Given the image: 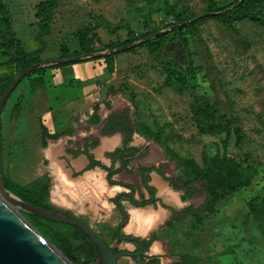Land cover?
Listing matches in <instances>:
<instances>
[{
	"label": "rangeland",
	"instance_id": "rangeland-1",
	"mask_svg": "<svg viewBox=\"0 0 264 264\" xmlns=\"http://www.w3.org/2000/svg\"><path fill=\"white\" fill-rule=\"evenodd\" d=\"M2 1L12 30L39 63L93 58L58 68L47 67L58 65L53 63L40 66L21 79L4 103L0 121L6 189L18 196L13 186L17 184L59 212H82L73 200L78 194L54 191L58 189L48 159L50 137L36 110L54 99L65 101L82 93L92 65L95 76L88 96L100 101L93 111H98L99 103L109 107L114 102L122 113L119 118L160 143L178 165L174 186L180 192L187 185L197 187L200 207L208 199L203 174L217 153L227 151L259 171L246 189L232 193L219 189L206 213L170 221L165 227L170 254L165 257H149L145 253L149 245L139 254V243L122 239L121 235L138 237L124 225L126 215L118 227L109 221L95 222L94 228L115 250L133 253L121 256L118 264H264V5H245L233 18L194 22L134 49L115 52L136 37L168 30L176 21L168 13L171 6L189 18L236 0H59L43 45L35 38V6L43 0ZM22 70L5 18L0 17L1 96ZM208 107L216 111V122L229 136L227 131L200 133L197 125L203 115L208 116ZM236 129L243 134L238 142ZM15 204L30 225L74 264H99L90 244L72 225L47 220ZM82 214L79 217L88 221L92 216L89 211ZM223 222H230L224 233Z\"/></svg>",
	"mask_w": 264,
	"mask_h": 264
},
{
	"label": "crops",
	"instance_id": "crops-1",
	"mask_svg": "<svg viewBox=\"0 0 264 264\" xmlns=\"http://www.w3.org/2000/svg\"><path fill=\"white\" fill-rule=\"evenodd\" d=\"M89 72L88 85L83 81L86 87L74 99H54L36 110L50 137L48 159L58 189L54 191L78 194L73 200L82 212L74 214L89 211L90 220H83L93 227L95 222L108 221L118 227L126 215L124 225L143 240L133 238L149 242L148 251L144 249L149 257L168 256L166 225L207 212L205 204L198 205L199 189L190 185L185 192L176 189V161L168 158L160 143L135 132L125 118H119L122 113L114 102L110 108L99 103L98 111H93L100 101L88 96L95 76L92 65ZM229 223L220 225L221 232Z\"/></svg>",
	"mask_w": 264,
	"mask_h": 264
},
{
	"label": "trees",
	"instance_id": "trees-1",
	"mask_svg": "<svg viewBox=\"0 0 264 264\" xmlns=\"http://www.w3.org/2000/svg\"><path fill=\"white\" fill-rule=\"evenodd\" d=\"M58 1L59 0H43L35 6L36 18H37L36 25L38 26L35 38L39 42V44L43 45L44 38L49 36L51 33V24L53 22V10L57 7ZM245 5L261 6V5H264V0H236L228 4L227 6L218 7V8H210L201 14H198L196 16L189 17V18L183 17L182 14H179L176 12V9L174 6H171L168 8V13L173 14L176 18V21L173 24L169 25V27H172L174 25L188 21L190 19H193L194 17H198L195 23L198 21H203V20L210 19L216 16L233 18L239 12L240 7L245 6ZM6 15H7V9L3 1L0 0V17L5 18V23L7 24L9 35L12 38V41L15 43L17 55L19 56V59L21 60V63H22V68L25 69L31 65L39 63L40 60L38 59L37 55H35L32 52H27L24 49V47L22 46L21 39L16 35L14 30H12L10 19L7 18ZM188 25L178 27L174 29V31H177V30L181 31L187 28ZM158 31H162V29H157L153 33H148L143 36L136 37L135 39L122 43L121 45L125 46L131 43L140 41L146 38L147 36L154 34ZM168 33H165V34H168ZM162 36H164V34L159 35V36H153L152 39H150L149 41L141 45L147 44L155 39H159ZM182 44L185 47V44L184 43ZM174 54L175 53L173 52L170 55V57H174ZM92 59L93 58L91 57H86L76 62H85V61L92 60ZM70 63H61L58 65H47V67L58 68L64 65H68ZM43 85L45 84L42 83V86ZM0 97H1V93H0ZM208 108H209L208 116L203 115V120H199L198 125H197L200 133L204 135H217V134H221L224 131H227L221 123L216 122L218 119L216 111L212 107H208ZM207 119H211V120L207 122L206 121ZM227 133H228L227 135L229 136L230 132L227 131ZM235 133L237 136V142L242 140L243 134L241 133V131L236 129ZM226 141L227 139L224 142ZM258 177H259V171L256 166L243 165L241 162H239L234 157H232L230 154H228L227 151H224L223 154L217 153L215 156L210 158V166L208 167V170H206L203 174V181L205 182V185H206L204 187L208 194V199L205 203L204 208L206 210L209 209V207L213 204V201L217 200V192L219 189H223L227 193H232V192H236L242 189H246L250 187ZM13 186L19 192L18 196L21 197V199L37 207L59 212L50 204L48 205V203H45L43 198L39 197V195H37L38 197L36 195L34 196L33 192H28L17 184L16 185L13 184ZM62 213H65V212H62ZM69 214H72V213H69ZM72 227L90 244L91 254L94 256V258H96L98 256V252L93 242L89 239V237L83 231H81L75 226H72ZM144 245L145 246L149 245V242L148 243L145 242ZM69 257L72 260L76 259L72 255H70Z\"/></svg>",
	"mask_w": 264,
	"mask_h": 264
},
{
	"label": "water",
	"instance_id": "water-1",
	"mask_svg": "<svg viewBox=\"0 0 264 264\" xmlns=\"http://www.w3.org/2000/svg\"><path fill=\"white\" fill-rule=\"evenodd\" d=\"M197 19L198 17H194L193 19L174 25L166 31H158L140 41L121 46L116 49L115 52H122L135 48L149 41L153 38V36H159L171 32L178 27L193 23L197 21ZM81 57L82 56L71 59L48 60L23 69L0 97V111L10 94L25 75L34 71L40 66H45L52 63H70L77 61ZM1 196L10 198L12 201L19 204L24 209L31 211L37 216L51 221L63 222L75 226L83 231L93 242L98 252L99 264H118L121 256L133 255V253L129 252L115 251L113 246L108 244L92 225L88 224L79 216L69 213L54 212L37 207L14 195L6 189L3 180V143L0 121V264H69V262L74 264L68 257L63 255L60 250H58L54 245H52L42 235H40L20 214L18 209L17 211L12 210L3 201ZM129 239L141 243L142 249L139 252V254H141L144 251V242L133 237ZM56 250H58L61 255L58 254Z\"/></svg>",
	"mask_w": 264,
	"mask_h": 264
},
{
	"label": "bare ground",
	"instance_id": "bare-ground-1",
	"mask_svg": "<svg viewBox=\"0 0 264 264\" xmlns=\"http://www.w3.org/2000/svg\"><path fill=\"white\" fill-rule=\"evenodd\" d=\"M2 197V199H3V201L12 209V210H14V211H17V207H16V204H15V202L14 201H12L10 198H7V197H4V196H1ZM56 252L58 253V254H60L61 255V253L58 251V250H56ZM69 264H72V263H70L69 262Z\"/></svg>",
	"mask_w": 264,
	"mask_h": 264
},
{
	"label": "flooded vegetation",
	"instance_id": "flooded-vegetation-1",
	"mask_svg": "<svg viewBox=\"0 0 264 264\" xmlns=\"http://www.w3.org/2000/svg\"><path fill=\"white\" fill-rule=\"evenodd\" d=\"M136 243H139L140 244V247H141V249H142V245H141V243L140 242H138V241H135ZM144 243H145V241H144ZM109 244V243H108ZM145 245H144V249H145ZM114 248V247H113ZM114 250H115V248H114ZM116 251V250H115ZM118 252V251H117Z\"/></svg>",
	"mask_w": 264,
	"mask_h": 264
}]
</instances>
